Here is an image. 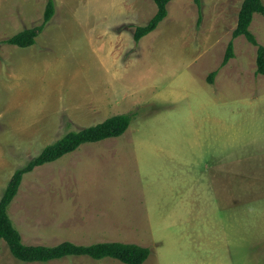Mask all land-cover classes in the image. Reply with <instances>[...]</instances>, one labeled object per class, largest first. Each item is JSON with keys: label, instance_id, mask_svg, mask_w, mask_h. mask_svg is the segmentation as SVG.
<instances>
[{"label": "rangeland", "instance_id": "obj_1", "mask_svg": "<svg viewBox=\"0 0 264 264\" xmlns=\"http://www.w3.org/2000/svg\"><path fill=\"white\" fill-rule=\"evenodd\" d=\"M48 1L0 0V41L41 24ZM54 1L35 44H1L0 200L68 132L132 120L24 175L8 211L23 242L136 243L151 251L143 264H264V75L258 46L233 39L243 0H172L139 42L154 0ZM250 29L264 46V16ZM0 264L126 263L24 262L0 239Z\"/></svg>", "mask_w": 264, "mask_h": 264}, {"label": "trees", "instance_id": "obj_2", "mask_svg": "<svg viewBox=\"0 0 264 264\" xmlns=\"http://www.w3.org/2000/svg\"><path fill=\"white\" fill-rule=\"evenodd\" d=\"M154 1L157 5L155 15L148 23L135 26L133 37L136 42L156 30L168 15V4L172 0ZM196 1L199 4L201 3V0ZM55 12V1L49 0L44 14V21L41 24L25 28L15 35L0 41V48L2 43L19 47H28L35 44L36 37L45 29L46 25L54 17ZM256 13L264 16L263 0H243L238 14V22L233 31V39L244 35L252 44L258 46L257 74L264 75V46L258 43L256 36L250 29ZM232 57H234L233 41L228 45L223 64L225 65ZM216 74L217 71L211 74V82ZM131 120L132 114H116L98 124L70 131L56 142L46 146L39 156L14 173L0 200V239H4L7 242L11 253L18 260L24 262H49L70 256H89L96 260L113 258L126 264H143L148 259L151 252L148 247L121 241L98 242L88 245L76 244L72 241H64L55 246L29 245L23 242L21 233L15 227L8 213L9 207L18 194L22 179L26 173L33 171L38 166L56 161L64 155L73 152L82 144L121 136L128 130Z\"/></svg>", "mask_w": 264, "mask_h": 264}, {"label": "crops", "instance_id": "obj_3", "mask_svg": "<svg viewBox=\"0 0 264 264\" xmlns=\"http://www.w3.org/2000/svg\"><path fill=\"white\" fill-rule=\"evenodd\" d=\"M149 1H151V4L153 5L152 0H149ZM154 2H155V1H154ZM154 15H155V14H154ZM149 21H150V20H149ZM149 21H148V22H149ZM148 22H147V23H148ZM249 174H250V173H249ZM248 177L250 178V175H249ZM248 180H249V179H248ZM248 180H247V181H248ZM249 191H251V190H249Z\"/></svg>", "mask_w": 264, "mask_h": 264}]
</instances>
